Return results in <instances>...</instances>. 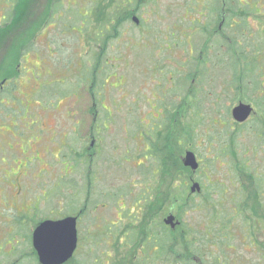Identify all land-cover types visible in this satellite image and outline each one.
<instances>
[{
	"label": "rangeland",
	"instance_id": "rangeland-1",
	"mask_svg": "<svg viewBox=\"0 0 264 264\" xmlns=\"http://www.w3.org/2000/svg\"><path fill=\"white\" fill-rule=\"evenodd\" d=\"M54 1L56 3L63 2V0H0V19L6 13L9 21L11 20L10 26L6 27L4 24V27H1L0 70L2 78L17 72L14 78L16 82L13 85L15 90L9 98L10 102L6 108H0V120L4 125L1 132L6 135L3 136L0 133V264L3 262L11 263L18 257L19 260L14 264L25 263L21 255H24L23 251L30 250L31 243L28 242V239L31 231L35 228V222L41 218L57 219L64 214H72L79 209L82 201L85 200L86 190L90 184L85 175L89 171L88 165L83 162V165L79 164L78 166L74 161L76 164L74 166L67 143L73 146L76 154L84 152L86 154L85 159L89 157L95 159L96 157L100 169L97 180L98 196L96 199L95 196L92 197L99 203L93 209L86 207L85 213L80 218L78 222L80 246L78 250L76 249L77 252L75 251V257L67 264H94L93 261L96 257L101 260L107 254L110 255V258L106 260V264L144 263L147 260L146 248L144 244H140V241L139 244L134 242L135 240L132 241L134 233L132 228L136 231L139 229L144 231V228L145 230L151 229L154 225L151 217L154 212L155 215L157 213V224L163 222L169 213H173L177 219L181 214L184 225L190 228L192 232L199 233V235L190 236V242H194L197 246L205 249L207 254L209 253L208 249H210L207 241L213 236L205 234L206 225L211 226L209 231L212 232V229L213 231L220 229L222 223L228 229L230 225L227 221L233 217L244 218L245 216L247 221L251 217L263 218L264 220V217H261L264 216V211L259 208L258 201L255 203L258 193L254 186L258 179L252 170L255 164L264 170V159L259 157L255 163H252L251 152L249 151L245 156L241 150L242 144L244 147H248L250 143L253 144L257 141L258 136L252 132V129H255L256 121L261 120V114L256 112L245 127L239 128L234 126L235 122L231 112L237 94L235 89H238L237 83L234 82L235 79L244 73L250 77V72L247 73L246 63L238 59L236 72H233L230 66L226 69L224 62L221 70L220 62L223 60V53L225 50L228 51V48L222 47V51L217 52V54L210 51V62L207 68L210 72L206 78L200 80L204 90L198 101L195 102L193 98L191 102L189 97V118L187 111L184 110L185 107H179L178 118L174 116L173 121H171L173 123H167L170 119L169 116H171V109L162 104L160 95L165 88H175L174 85L170 84L169 79L164 81L163 76L177 67L171 62L174 61L171 60V54L174 56L173 52L176 53L185 49L187 42L184 31L186 0L145 1L144 9L138 15L141 19V25L136 26L131 21L126 23L124 25L125 35L122 36L120 42L114 43L116 54L111 56V52L106 51V57L121 59L116 63L120 69H111L110 67L108 70L118 71V75H125L126 84L124 87H120L118 86L119 81L116 79H112V82L108 78L102 81V89L108 88L107 102L104 103L107 107L99 105L97 113H99L98 119L105 124L103 125L104 132L101 134V141L96 140L94 147L91 146L92 138L89 134L92 120H96L94 112H92V98L88 92L91 80L86 82L84 76L78 77V75L82 76L85 73V67L88 69L87 75H90L95 66V55L99 57L103 45L90 41L88 30L84 32L83 36H80L79 41H85V43L89 41L91 46L86 43L74 47L70 39L64 37L67 45L59 47L60 55L73 57L76 52H79L75 60L81 56L80 65L74 67L72 63L74 68L69 72L70 75H68V70L65 69L60 58L55 64L53 73L61 75L65 69L68 75L66 81H64L63 76L45 77L44 60L47 51L44 46L35 47V50H43L45 53L40 59L36 54L29 56L25 54V59L22 57L17 59L16 57V53L18 54L21 49L18 46L19 41L26 39L27 32L21 29L32 23L33 20L30 18L33 15L31 14L38 17L34 24H40L45 18L46 10L49 12ZM87 1H70L68 7L72 8L69 9L70 12L65 10L66 17L71 16L72 21H74V17L75 19H83L87 8H90ZM198 1L205 3L203 0ZM250 1L241 4L240 7H249L255 19L253 16L249 20L247 16L244 17L250 28L243 30L246 36L241 35L239 30L241 35L239 39L246 41L250 38L257 41L261 47V53L256 56V59L263 61L264 0ZM62 8L67 9V6ZM5 9L8 10L4 11ZM73 9L77 16L71 11ZM205 19L206 11L203 7L199 8L196 5L191 7L189 10V31L191 26L200 24ZM239 19L242 24V17ZM87 22V24L90 22L88 16ZM174 24L182 27H173ZM80 28L79 26L77 30H74L71 27H61V33L75 32L78 34L81 32ZM227 32L225 34L232 38L233 31ZM141 34L146 36V39L143 40L140 37ZM41 35L45 37L46 32L40 34V39ZM64 38L59 37L57 40ZM155 38L158 39V44L154 43ZM16 39L18 45L15 43ZM75 39L77 40V38ZM204 39L205 36L199 33L192 38L194 54L191 57L194 60L202 55L203 47L206 46ZM218 40L220 39L218 38L216 42ZM155 46L156 48H154ZM47 48L50 52L51 48L49 46ZM234 49L233 47L232 50ZM189 54L191 53L189 52ZM234 54L239 56L236 51ZM88 58H90V62H88ZM128 63L129 65H127ZM177 65L179 66L180 62L177 61ZM18 67L21 68V71ZM194 71H196L195 68ZM214 71L215 73H213ZM178 72L180 71L178 70ZM72 73L77 75L76 79ZM263 78L264 73L261 79L263 80ZM158 80H161L163 84L159 83ZM121 81L123 82V80ZM243 82L246 90L245 96L249 99H255L256 97L252 95V89L258 85L256 78L255 81L244 78ZM167 83L168 86H166ZM38 86L43 89L49 88L47 96L42 91L39 94L36 91L32 93ZM57 87H61L69 93L66 95L57 92L55 90ZM122 89L128 95L127 100L124 101L126 105H113V100L123 102L121 99L124 94ZM146 97L150 98H147L146 101ZM167 100L169 101V98ZM169 102L180 104V101L172 100L171 97ZM149 103H154V111L150 108ZM166 112L167 121L164 116ZM151 113L154 115H150ZM175 113L176 110L173 114L175 115ZM145 116L148 118L144 128L137 132L141 128L142 123L140 121ZM78 121L80 127L76 128L77 133L74 134L72 127ZM164 121L166 122L165 125L162 124ZM189 123L195 124L196 137L193 143L189 144L185 140L187 142L182 143L183 145L180 144V150L178 145H175L174 152L166 151L165 163L160 162L159 158L155 156V151H151V148L154 150L155 143L150 139L156 131L157 124L162 125L160 132L156 133L155 142L162 134L170 136L173 131L179 135L183 134L184 127L188 129ZM107 124L110 125L106 126ZM33 131L39 132L40 135L36 138L26 137ZM42 131L43 133H41ZM239 132L241 136L237 139V144L240 149L237 146L235 153L221 154L226 147L233 143L231 137L236 133L240 134ZM245 132L246 134L242 135ZM38 143L40 144L37 146ZM211 147V150L220 152H217V155L212 156V158L209 150ZM91 150L97 152L98 155L89 156ZM187 150L195 152L200 162L201 169L195 173L190 170V177L201 184L202 192L192 194L190 192L191 182L188 195L190 204L195 207L183 212L181 211L182 202L168 204L166 207L164 206L165 212L162 215V193L166 192L171 185L174 174L178 170V164L181 163L184 166L182 158ZM241 156L251 160L247 169L236 168V164L240 166ZM182 183L187 184V180ZM148 189L152 198L147 202L143 200L137 205V199L147 196L146 190ZM225 190L227 191L224 192ZM47 198V201L39 203L37 209V202ZM245 200H247L246 206L251 210L247 208L242 214L239 210L237 214L233 202L241 203ZM157 210L158 212H156ZM10 217H15L13 221H17L13 230L10 226ZM246 220L245 224L243 223L244 226H247ZM112 222L119 223L118 227H121L123 222L125 223L126 237L123 245L119 240L115 241L107 236L109 231L99 228L100 226L101 228H109L114 225ZM209 222L210 224H208ZM231 230L234 229L231 228ZM211 239H209V243L215 241L219 248L215 251V255L205 256L204 261L206 262L204 264L210 263L216 257L224 262L230 261L232 263L236 260L239 264H260V260L264 258V232H260L253 239L260 250H263L260 252L249 247V245L253 246V241L249 243L250 239L244 243L237 236L226 238L227 240ZM141 245L142 247H140ZM9 251H12L15 259L6 254ZM7 257L10 259H6ZM29 264L35 263L31 260Z\"/></svg>",
	"mask_w": 264,
	"mask_h": 264
},
{
	"label": "flooded vegetation",
	"instance_id": "flooded-vegetation-1",
	"mask_svg": "<svg viewBox=\"0 0 264 264\" xmlns=\"http://www.w3.org/2000/svg\"><path fill=\"white\" fill-rule=\"evenodd\" d=\"M70 1H72V0H65V1L63 0V2L59 1L57 3H56V1H54L53 6H51L49 12H47V10H46L45 18L43 19V21L40 24H34L38 20V17H35L37 15L31 14V15H33L30 18V20H33L32 23L27 24V27H25L24 29H21L22 31L25 30L27 32L26 36H25L26 39L19 41V45H18V41L16 39L15 43L21 48L20 52L18 51V54L20 53V57H22L24 59H25V54L27 56H29L30 54H36V56L39 57V59H40L42 57V54H45V53L43 50L42 51L35 50V47L37 48V46H40V47L44 46L46 48V51H47V56L45 57V60H44V64L46 67V72L44 74L45 77L46 78H48V77L57 78L58 76H61V77L63 76L64 81H66L68 78V75H70L69 72L71 71V69L78 66V64L79 65L81 64V63H79L81 56L77 57L78 59L75 60L76 55L79 54V52H76L75 56H73V57H69V56L65 57V56L60 55L59 47H65L67 45L65 38L66 39L69 38L71 43H72V46H74V47L76 45L82 46V44H86V43L88 44V46H91V43L89 41H86V43H85V41L84 42L79 41L80 36L81 35L83 36L84 32L86 30H88L90 32L89 33L90 41H92L93 43H96V44H102L103 45V48L100 51L99 57L95 55V58H94V65L95 66L93 68V71L90 72L92 74V76H91L92 83L90 84V88L88 89V92L92 98V112H94V115H95L94 118L96 119V120H92L91 132L89 133L90 137L92 138L91 146L94 147L96 140L101 141V134H102V132H104L103 131V128H104L103 125L105 124V123H101V120L98 119L99 113H97V111L99 110V109H97L99 107V105L103 106L105 108L107 107L104 103L107 102V96H108V90L107 89L108 88L105 90L102 89V86H101L103 84L102 81L104 79L108 78L111 82H112V79H116V81H119L118 86H120V87H124V85L126 84L125 75H123V74L118 75V71L116 72V71H109L108 70L110 67H111V69H115V68H117V70L120 69V66H118V64H116V63H118L121 59H116L115 57H111V56H114V54H116L115 53L116 48L114 47V43L120 42V40L122 39V36L125 35V31L122 30L121 34H118L116 28H118L119 26L117 24H115V25H109L108 26L107 29L109 32L101 33V35H99L96 32V29H97L96 25L87 24V16H89V15L93 16L94 15V12L96 11L95 9H96L97 4H98V0H88L87 1V3L90 4V8H87V5H86L87 3H86L85 6L88 10L84 13L83 19H81V18L75 19L74 15L77 16V14H76L74 9L71 10L73 13H75L73 15L74 21H72L71 16L66 17L67 14L65 13L66 12L65 10H67V12H70L69 9L72 8V7H68V3L69 4L71 3ZM145 1L146 0H139L137 5L135 6L136 8L131 13L130 20L136 26L141 25V19L139 18L138 15L140 14V12L143 11L144 6H145ZM203 1L205 3H201L198 0H186V7L184 8V11H185V17H184V19H185V30L184 31H185V35L187 37V42L185 45V49L181 50L180 52H176V53L173 52L174 56L171 54L172 57H175V58H172L170 56L171 60H174L171 62H173L177 67L174 68L173 70H170L169 73H166V75L163 76L164 81L169 79L170 84L172 86L174 85V87H175L174 89H172L171 87L165 88L160 95L162 98V104L165 105V107H170V109H171V113H170L171 116H169L170 119L167 121V123L168 122L173 123L171 121H173L174 116L176 118H178V113H179L178 108L179 107L180 108L185 107L184 110L187 111L186 113H187V116L189 118V97L191 98V102H192L193 101V90H194L193 85L195 84L196 79H197L194 77L195 73L197 71V70L194 71V68H195V66L198 65V64L194 65L195 61L191 57L194 54V49H193V44H192L193 36L195 34L199 33V34H202L205 36L204 40H206L208 37L209 38L211 37L210 40H213L214 42L218 38L220 39V38L226 37L227 41L231 42L232 41L231 38L229 36H226L224 34L225 32L223 31L224 30V23L226 22V16L228 14L227 12H232L234 14V18L232 19V23H231L230 28L235 29V31L233 30L234 37L237 38V36H238V27L241 24V20L239 19L241 17L240 12L242 11V8H243V7H240V5L245 4L246 0L245 1H243V0H203ZM195 5L199 8L203 7V9H205L206 19L202 23H200L201 26H191L190 31H189V10L191 7H193ZM63 6H67V9H63L62 8ZM217 6H220V8H219V20L212 18V21H210L209 23H206L208 16H210V12L211 11L212 12L217 11V9H216ZM6 10H8V9H5L4 11H6ZM252 15H253V13L250 14L249 17H251ZM78 16H81V15H78ZM135 16L139 19L138 23H136L133 20V17H135ZM26 17H27V14H26ZM4 24L6 27L11 25V20L9 21L6 13H4L3 17H1V19H0V52H1V47H2L1 46L2 45L1 27H4L3 26ZM79 26L81 27L80 28L81 32L78 34L75 32L69 33V34H62L61 33V27H71L74 30H77V27H79ZM120 27H122V26L120 25ZM173 27L181 28L182 26L174 24ZM123 29H125V28H123ZM208 30H211L212 32L211 33L206 32ZM44 32H46L45 37L41 35V39H40V34H43ZM66 36H68V37H66ZM98 36L106 37L107 40L105 42L103 40H99ZM59 37H62V38L65 37V38L61 39V40H57ZM140 37L143 40L146 39V36H143V34H141ZM72 38H73V40H71ZM75 38H77V40ZM153 41L155 44L159 43L157 38H155ZM237 41H238V43L236 44L235 48L238 47L239 49H236L235 51L238 53L239 56H235V54H234V56H235L234 60L236 61V67L238 65V61H237L238 59H241V62H244V60L241 56V53L246 54L248 51H250V54H254L256 52L255 56L259 55L257 52V51H259L258 50L259 43L257 41L247 40V41L243 42V40L241 41L239 38H237ZM56 45H57V48H56ZM48 46L51 48L50 52L48 51V48H47ZM243 46H245V49L241 50V48H243ZM154 48H156V46ZM204 48H205V46L203 47L202 55L200 57H202L204 55L203 52L205 53ZM107 50L109 52H111V54H112L110 57H106V55H105ZM189 52L191 54H189ZM225 52H226V50H225ZM225 52L223 53V60L220 62L221 70L223 69L224 62H225V66L227 69V63L225 61V58H227V56L225 55ZM260 53H261V50H260ZM16 56H17V53H16ZM59 58L62 60V63L64 65L65 69L67 68L68 75H67V71L65 69L61 75L53 73L54 72V66L60 60ZM0 59H1V54H0ZM89 59L90 58H88V62H90ZM72 60H75V61H72ZM177 61L180 62L179 66L177 65ZM124 62L127 63V61H124ZM72 63L74 64V67H72ZM127 65H129V63ZM85 68H86L85 73H88L87 67H85ZM19 69H20L19 71H21V68H19ZM178 70L180 72H178ZM261 70L262 71L260 73L263 75V73H264V65L263 64L261 66ZM161 71L163 72V70H161ZM85 73H83V74H85ZM213 73H215V71ZM217 73H219V72H217ZM211 74H212V72H211ZM10 75L11 76H5L2 78V72L0 70V108H2V107L6 108L8 106V104L10 102L8 97L10 95H12L14 90H15L13 87V85H15L14 83L16 82L14 80L15 76H12V74H10ZM189 75L191 76L190 81H189ZM100 76H101V78H100ZM73 77H74V79H76L77 75L73 74ZM78 77H82V76L78 75ZM238 79L241 82L242 75L240 77H238ZM121 80H123V82ZM158 82L161 83V80H158ZM161 84H163V83H161ZM166 86H168V83L166 84ZM182 86H184V88H182ZM240 86L241 87L239 89H235L237 91V93L239 94V96H236V98L233 101L234 107L240 103L250 104L253 107V112L247 121H245L243 123H239V122H236L234 120V122H235L234 126L239 127V128H243V127H245V125H247L250 122V119L252 118L253 115L256 114V112L261 114L260 118H261V121H263L262 120L263 116H262L260 107H262V105L264 103V78H263V80L261 79V86H262L261 88L254 87L252 89V95L256 97L255 99L247 98L245 96L246 90L242 86V82L240 83ZM61 89H63V88H61V87L55 88V90L57 92H62V94H64L63 92H65V89H63V90H61ZM203 90H204V87H203ZM35 91L38 92V94L42 91L43 94L46 95L49 91V88L43 89L42 87L38 86V88H36L32 93H34ZM123 92H124V94L121 96V99L123 100V102H118V101L113 100L112 101L113 105H120V104L123 105L125 103L124 101L127 100L128 95L125 93V90H123ZM150 97H151V93H150ZM150 97H146V101H147V98H150ZM170 97L172 98V100L180 101V104L179 103L173 104V103L169 102ZM167 98H169V101L167 100ZM165 99H166V101H165ZM124 105H126V104H124ZM149 106L152 109V111L155 110V107H153L154 103H149ZM175 110H176V113L174 115L173 112ZM150 115H154V113H151ZM164 116H165V120H167L168 119L166 117L167 112ZM147 118L148 117L145 116L144 118L141 119V121H140V123H142L141 128L139 127L140 129H138L137 132H140L143 130L144 124L146 123ZM0 124H2V125H0V133L2 134L1 131H2V128H4V125H3L1 120H0ZM162 124L165 125L166 122L164 121V123H162ZM162 124H157L156 131L152 135V137L150 138L155 143L153 146L154 150H152V148H151V151H155L156 143H157V142H155L156 133L160 132V130H161L160 126ZM109 125L110 124H107L106 126H109ZM78 127H80L79 121L76 122V124L74 123V126L72 127L74 130V134L77 133L76 128H78ZM168 127H170V126L168 125ZM174 132L175 131H173L170 135L174 134ZM252 132L254 134H256L255 132H257V131L252 129ZM41 133H43V131ZM244 134H246V132L243 133L242 135H244ZM2 135L6 136L4 134H2ZM39 135H40L39 132L33 131L30 134L26 135V137L30 136L32 138H36V136H39ZM257 143H258V141L254 142L253 144L250 143V146H248V147H244L245 152L252 150L253 145H257ZM39 144L40 143H38L37 146ZM211 149H212V147L209 148V150L211 152V158H212V156L217 155V153ZM70 150L73 153H76L72 145L70 146ZM96 154H97V152H94L91 150L89 153V156L93 157V155H96ZM258 157L259 156L256 154L257 159H258ZM260 157H262L264 159V153L262 152V150L260 151ZM92 161H93V165H92L91 172L93 171V174H94V179L92 182V188H93V192H94L93 197L95 196V199H96V197L98 196L97 180H98V176L100 175V171H99L100 169L98 168V164L96 162V157H95V159L92 158ZM254 170H255L256 177H257V174H259L260 170L257 166H256V169H254ZM254 188L256 189V186H254ZM226 191L227 190H225L224 192H226ZM201 192H202V190H201ZM236 196L238 197V195H236ZM48 198H49V196H48ZM48 198L46 200L38 201L36 208L38 209L39 203L47 201ZM93 201L95 204L99 203L98 201H95V200H93ZM224 201L227 202V200H225V199H224ZM246 203H247V200L242 201L241 203H237L236 206L234 207L236 209V212L239 213V210H240V214H242V212L244 213L247 209V208L246 209L244 208ZM59 204H61V202H59ZM102 204H104V203H102ZM105 204H107V203H105ZM233 205H235L234 202H233ZM107 207H108V205H107ZM248 209L251 210V208H248ZM66 216L67 215L64 214V215H62L61 218H64ZM76 216L78 217V222H79L81 217L79 215H76ZM61 218H57V219H61ZM240 218H241L240 216L239 217H233L227 221V223L230 226L227 229L226 235L229 237L237 236L242 240L243 243H244V241H247L250 239L249 243H251L253 241L252 242L253 246L249 245L250 248H252L253 250L258 251V252L263 251L262 249L260 250V247L257 246V244L253 240L254 237L258 236V234L260 232H264V220H263V218L251 217L250 220H248V221L246 220L245 216H244V218H241L242 220ZM14 219H15V217L9 218L10 226H11L12 230L14 228V225H15V227L17 225V221H13ZM46 219H54V218H46ZM245 220L247 221V226L243 225V223L245 224ZM96 221H97V219H96ZM112 223H114V222H112ZM180 224H179V226H180ZM208 224H210V222ZM118 225H119V223H114V225L109 227V228H106V227L101 228V226L100 227L98 226V227L100 229L105 230V231H109V232H107L106 235L115 241L119 240L120 243L123 245V242H124L125 237H126L125 229H124L125 223L123 222V224H121V227H118ZM209 227H211V226L206 225L205 234H207L208 236L212 235L213 237L214 236L218 237L219 234H217L215 231H213V229H212V232H210ZM114 228H116V230H114ZM231 228L234 230L232 231ZM189 230H190V228H189ZM195 234L199 235V233L192 232L191 230L189 231V237L192 235L195 236ZM12 235H13V231H12ZM31 236H32V234H31ZM31 243H32V240H31ZM192 244L194 245L196 243L192 242ZM213 245H215L214 251H216L219 247L215 243ZM79 246H80V237H79V232H78L77 250H78ZM229 249L233 250L232 248H229ZM77 250H76V252H77ZM202 250L205 251V249H202ZM29 251H30V253H29ZM29 251L28 250L25 251L26 252L25 255H23V257H21L23 259L24 256L26 257L27 255H29L30 259H28V258L24 259L25 264H29L31 262L32 249H30ZM208 251H210V249H208ZM76 252H75L73 257H75ZM205 252L207 253V251H205ZM6 254L11 256V258L14 257L12 251L7 252ZM109 258H110V255L107 254V256L103 257L101 260L98 257H96L93 262H94V264H106V260ZM189 258L192 259L191 260L192 263L194 262L196 264H204V261H202V259H200V258H197L194 256H189ZM6 259H10V258L7 257ZM14 259H15V257H14ZM17 260H18V258L15 259V261H13L11 263H4L3 262V264H14L15 262H17ZM220 261L222 262V264H239V262L236 260H234L232 263L230 261L224 262L223 260H221L218 257V262H220ZM156 264H158V262H156ZM208 264H216V262H214V260H212ZM260 264H264V258H262V260H260Z\"/></svg>",
	"mask_w": 264,
	"mask_h": 264
},
{
	"label": "trees",
	"instance_id": "trees-1",
	"mask_svg": "<svg viewBox=\"0 0 264 264\" xmlns=\"http://www.w3.org/2000/svg\"><path fill=\"white\" fill-rule=\"evenodd\" d=\"M139 0H98V4L96 7V11L94 12L93 17L91 15H89L88 17L90 18V22L89 24H94L96 25L97 29L96 32L97 34L101 35V33H107L108 31V26L109 25H115L117 24L119 27L116 28L118 34H121L122 30H124V25L126 23H128L131 17V13L133 12V10L136 8L135 6L137 5ZM149 1V0H146ZM247 2H251L250 0H246L245 4ZM219 8L220 6H217V11L216 12H210V16H208V19L206 20V23H209L210 21H212V18L218 19L219 20ZM227 16H226V22L224 23V32L226 33L227 31H235V29L230 28L231 23H232V19L234 18V14L232 12H227ZM253 12L251 11V9L249 7H243L242 11L240 12V16L242 17V24L239 25L238 28V36L237 38L241 37V35L246 36L243 33V30H246L249 26V24H247L246 20H244V17L247 16V19H250V14H252ZM255 19L254 14L252 15ZM88 23V22H87ZM211 24V23H210ZM120 25L122 27H120ZM195 26H201V24H196ZM250 28V27H249ZM115 29V30H116ZM239 30L241 32V35L239 33ZM115 32V31H114ZM206 32L211 33V30H208ZM224 33V34H225ZM228 33V32H227ZM226 35V34H225ZM227 36V35H226ZM233 37L231 38V43L227 41L226 37L225 38H220L221 40H218L217 42L210 40V38L208 37L205 41H206V46H205V53L202 57H198L196 58L194 61V65L198 64L197 66H195V69L197 70L195 73V78L196 79V85H193V98L195 99V102L198 101V99L201 97L202 92H203V86H202V82L200 81L202 78H206L209 70L208 68V63L210 62V58H209V53L211 51L214 52L213 54H217L220 53L222 51V47L226 46V48H228V51L225 52V55L227 56V58H225V61L227 63V68H229V66L232 68L233 72H236V61L234 60V57H232L234 55V51L236 49H239L238 47L235 48L236 44L238 43L237 38L234 37V33L232 35ZM248 38V37H247ZM99 40H103L104 42L107 40L106 37H102V36H98ZM248 40H252L250 38H248ZM247 41V40H246ZM244 42V41H243ZM235 48L234 50H232V48ZM258 54L260 55V50L261 47L260 45H258ZM245 49V46H243V48H241V50ZM232 51V53H231ZM256 53V52H255ZM254 54H250L247 52L246 54L241 53V56L244 60V62L246 63V69H247V73L250 72L249 76H247V74H243L242 75V86L244 87V78H249L251 81H255L256 78V82L258 85L257 88H261V77L262 74L260 73L261 70V66L262 64L264 65V60L263 61H258L256 59V56ZM18 56L17 59L20 57V53L17 54ZM208 70V71H207ZM12 74V76H16V73H10ZM6 75V76H11V75ZM88 73H85L82 75V77L84 76V78L86 79V82L90 81V84L92 83V74L90 73V75H87ZM5 77V76H4ZM191 80V76L189 75V81ZM235 83H237V88L239 89L240 86V80L237 78L234 81ZM90 88V85H89ZM69 92H64V94H68ZM238 94V93H237ZM236 96H239V94ZM11 95L8 97L10 98ZM261 108V113H262V120H257L256 124H255V132L257 137V145H253L252 150H249L251 152L250 156L252 159V163H255V161L257 160L256 158V154L260 157V151L262 150V152L264 153V103L262 105ZM198 110V109H197ZM197 115V113H196ZM167 121V120H166ZM240 133V132H239ZM241 136V133L238 134H234L231 137L232 140V144H230V146L226 147L225 145V150L223 153L221 154H229L232 152H236L235 148L237 150V146L239 147V145L237 144V139H239ZM195 124H190L189 123V127L187 129V127H184V132L183 134L179 135L178 133L176 134V131L174 132V134L172 135H167V134H162L160 136V138L158 139L157 143H156V148H155V156H157L160 162L163 161V164L165 163V158H166V154H167V150H169V152H172L175 145H178L179 150L181 149V145H183L182 143H186L187 141L189 142V144L193 143V141L195 140ZM187 140V141H185ZM181 142V143H180ZM256 142V141H255ZM181 144V145H180ZM235 144V146H234ZM68 149H70V144L67 143ZM223 146V147H224ZM167 148V149H166ZM240 149V147H239ZM241 150L243 151L242 154L246 156V154H248V152H245L244 150V146L242 144V148ZM76 152V151H75ZM219 152V151H217ZM216 152V153H217ZM70 153L73 157V163L74 166L77 164L79 166V164L83 165V162H86L88 165V169L89 171L87 173H85V175L88 177L89 179V187L86 190V196H85V200L82 201V204L79 206V209H77L76 211L72 212V214L69 215H79L80 217H82V215L85 213L86 211V207L93 209V207L96 205L93 201V188H92V182L94 179V174L92 170V158H86V154H84V152L81 153H73L70 150ZM182 153V151H181ZM220 153V152H219ZM253 153V154H252ZM220 154V156H221ZM258 157V158H259ZM76 164H75V162ZM250 158L248 157H244L240 158V166H238L236 164V168L240 169V167L242 168H248V165L250 164ZM256 166L259 168V174H257V184H255L256 186V190H257V200L255 201V203H259V208H261L264 211V170L260 169V167L258 165L255 164V167L252 169L254 172L256 169ZM163 168V165H162ZM76 169V167H75ZM176 170V173L174 174L173 180L170 183L171 185L169 186V188L167 189L166 192L162 193V208H161V214L163 215L165 210H164V206L166 207V205H171V204H175V203H179L182 202L183 206H182V210L183 212L189 211V209L194 208V205H191L190 201H189V195H188V190H189V185L192 182V178L190 177L191 173H190V169L182 166V164H178ZM201 169V165L200 168L198 170ZM262 173V174H261ZM187 180V184L186 183H182L185 182ZM203 189V187H202ZM146 194L147 196H142L140 198H138L137 200V205L140 204L143 200L144 202H147V200L151 199V194H150V190H146ZM191 195V193H190ZM236 202H234L235 204ZM261 203V204H260ZM237 204V203H236ZM91 206V207H90ZM236 205H234L235 207ZM85 208V210H84ZM245 209L248 208V206L245 205L244 207ZM243 209V208H242ZM158 212V210L156 211ZM98 213V212H97ZM238 214V213H237ZM67 215V214H65ZM156 216L157 213L155 215V212L153 213V215L151 216L153 221H154V225L152 226L151 229L149 230H145L140 229L138 231H136L134 228H132V230L134 231L133 233V240H135L134 242H138L140 241V244H144L145 248H146V258L147 260L144 263H136V264H156V262H158V264H191V258H189V256H194L197 258L202 259V261L205 260V256L209 255H215V251H214V247L215 245H213L214 243L217 244V242H213V243H209V238L208 239V244L210 245V253H206L204 250H202V247L197 246L196 244H192V242H190L189 240V228H187L184 225V222L182 221L181 218V214L178 216V220L180 221V226H178L176 229H171L170 227L166 226L164 224V222H160V223H156ZM264 217V216H261ZM43 220V218H41L39 221L35 222V226L38 225L41 221ZM222 227L217 230H215V232L218 235V237L214 236L211 240L213 239H218V240H227L226 238H230L228 237L226 234L227 232V226L222 223ZM32 234V231L31 233ZM32 237L31 235H29V239L28 242L31 243ZM134 242H132L134 244ZM142 247V245L140 246ZM29 249H32V256H31V260L33 263L35 264H40L36 255V252L32 246L31 243V247ZM24 252V251H23ZM26 252H24L25 255ZM22 254V253H21ZM23 257V255H22ZM30 259L29 255H27L26 257L24 256V258L22 259L24 261V259ZM19 260V257H18ZM205 262V261H204ZM214 262H216V264H222V262H218V257H216L214 259ZM21 264H25V263H21ZM192 264H196V263H192Z\"/></svg>",
	"mask_w": 264,
	"mask_h": 264
},
{
	"label": "water",
	"instance_id": "water-1",
	"mask_svg": "<svg viewBox=\"0 0 264 264\" xmlns=\"http://www.w3.org/2000/svg\"><path fill=\"white\" fill-rule=\"evenodd\" d=\"M133 20L138 23L135 16ZM253 112L250 104L240 103L232 109V118L239 123L247 121ZM185 167L195 173L200 162L192 150H187L182 158ZM201 184L193 180L190 187L192 194L200 193ZM164 224L175 229L180 221L173 213L163 220ZM32 245L40 264H66L73 257L78 247V217L68 215L61 219H44L32 232Z\"/></svg>",
	"mask_w": 264,
	"mask_h": 264
}]
</instances>
